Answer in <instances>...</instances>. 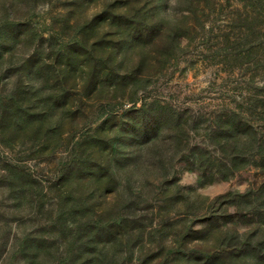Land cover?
<instances>
[{
	"label": "rangeland",
	"instance_id": "obj_1",
	"mask_svg": "<svg viewBox=\"0 0 264 264\" xmlns=\"http://www.w3.org/2000/svg\"><path fill=\"white\" fill-rule=\"evenodd\" d=\"M0 264H264V0H0Z\"/></svg>",
	"mask_w": 264,
	"mask_h": 264
},
{
	"label": "trees",
	"instance_id": "obj_2",
	"mask_svg": "<svg viewBox=\"0 0 264 264\" xmlns=\"http://www.w3.org/2000/svg\"><path fill=\"white\" fill-rule=\"evenodd\" d=\"M227 126H230L232 128L234 127V128L239 130L240 128H246V126H248V124L241 123V122H236L234 120H230V121L227 122ZM241 130H243V129H241Z\"/></svg>",
	"mask_w": 264,
	"mask_h": 264
}]
</instances>
